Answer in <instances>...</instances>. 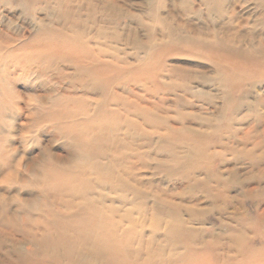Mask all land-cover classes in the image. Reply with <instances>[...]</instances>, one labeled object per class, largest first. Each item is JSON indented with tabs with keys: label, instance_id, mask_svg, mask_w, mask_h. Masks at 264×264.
I'll use <instances>...</instances> for the list:
<instances>
[{
	"label": "rangeland",
	"instance_id": "374dc122",
	"mask_svg": "<svg viewBox=\"0 0 264 264\" xmlns=\"http://www.w3.org/2000/svg\"><path fill=\"white\" fill-rule=\"evenodd\" d=\"M263 18L0 0V264H68L31 251L53 233L76 264H264Z\"/></svg>",
	"mask_w": 264,
	"mask_h": 264
},
{
	"label": "bare ground",
	"instance_id": "6f19581e",
	"mask_svg": "<svg viewBox=\"0 0 264 264\" xmlns=\"http://www.w3.org/2000/svg\"><path fill=\"white\" fill-rule=\"evenodd\" d=\"M210 1V0H209ZM220 1V0H219ZM226 1H228V0H226ZM204 2V1H203ZM214 2V1H213ZM223 2V1H222ZM226 3V2H225ZM214 4V3H213ZM224 4V3H223ZM217 6V5H216ZM221 6H223V5H221ZM217 9V8H216ZM222 9V8H221ZM224 9H225V7H224ZM219 10V9H218ZM223 10V9H222ZM226 10V9H225ZM212 11V10H211ZM220 11V10H219ZM222 12V11H221ZM224 12V11H223ZM222 12V13H223ZM211 13V12H210ZM213 13H214V11H213ZM220 14V13H219ZM261 23H264V18H263V22H261ZM261 27H264V25L263 26H261ZM252 38V37H251ZM262 39V38H261ZM257 40V39H256ZM259 41V40H258ZM229 47V46H228ZM238 47H239V45H238ZM241 47V46H240ZM254 47V46H253ZM244 48V47H243ZM251 48V50H252V47H250ZM249 47H248V49H250ZM261 48V47H260ZM217 50V49H216ZM219 50V49H218ZM257 50V49H256ZM221 51V50H220ZM249 51V50H248ZM258 51V50H257ZM239 52V51H238ZM217 53H218V51H217ZM244 53V52H243ZM248 53H250V51L248 52ZM248 53H246L247 55L246 56H248ZM257 53V52H256ZM264 53V52H263ZM240 54H241V50H240ZM245 54V53H244ZM251 54H253V52L251 53ZM221 55V54H220ZM237 55V54H236ZM256 54H254V57H255V60L256 59H258V57L256 58V56H255ZM243 56V55H242ZM245 56V55H244ZM259 56V55H258ZM6 57V56H5ZM9 57V56H8ZM51 57V56H50ZM249 57V56H248ZM250 57H251V55H250ZM254 57H253V55H252V58L254 59ZM263 57V56H262ZM221 58V57H220ZM234 58V57H233ZM261 58V57H260ZM259 58V59H260ZM217 60V59H216ZM223 60V59H222ZM251 60V59H250ZM255 60H253V61H255ZM263 60V59H262ZM262 60H259L260 62L262 61ZM224 61V60H223ZM252 61V60H251ZM257 62H258V60H256ZM260 62L258 63V64H260ZM249 63V62H248ZM246 64V63H245ZM256 65V64H255ZM242 66V65H241ZM259 82V81H258ZM262 82V81H261ZM251 85V84H250ZM245 89V88H244ZM246 91V90H245ZM244 92V91H243ZM245 93V92H244ZM17 96V95H16ZM9 98V97H8ZM247 98V97H246ZM243 99H245V98H243ZM259 99H260V97H259ZM258 99V100H259ZM256 100V99H255ZM257 100V101H258ZM264 100V99H263ZM21 104V103H20ZM93 114V113H92ZM82 117V116H81ZM88 119V118H87ZM87 119H86V121H87ZM109 121V120H108ZM92 122V121H91ZM101 124V123H100ZM85 125V124H84ZM87 125V124H86ZM116 126V125H115ZM81 127V126H80ZM82 128V127H81ZM86 129V128H85ZM80 139V138H79ZM96 139V138H95ZM94 139V140H95ZM99 141V140H98ZM96 142H97V140H96ZM255 142V141H254ZM100 143V142H99ZM260 143V142H259ZM254 145H255V143H253ZM263 144V143H262ZM257 146H258V144H256ZM260 145H261V143H260ZM79 146H81V145H79ZM79 146H76V147H79ZM100 146V145H99ZM96 147V146H95ZM97 148V147H96ZM98 148H100V147H98ZM80 150L82 149V148H79ZM75 150H77V149H75ZM88 150V149H87ZM86 150V151H87ZM82 151V150H81ZM81 151H79L78 152V154L80 153L81 155H82V153H81ZM76 152V151H75ZM79 154V156H80V158H81V155ZM84 156V155H83ZM87 159V158H86ZM84 160V159H83ZM105 182V181H104ZM102 195V194H101ZM112 224V223H111ZM59 232V231H58ZM45 235H43L42 237H40V239H37V241L34 243L35 245H34V250H31V251H34L33 253L34 254H36L37 253V251H39V252H41V253H46V254H48V256H50V257H53V258H58V257H60V256H62V254L64 255V256H67L68 258L66 259V260H69L70 262L68 263V264H76L77 262H75V261H73V259H74V255H76V254H78L76 251L77 250H74V248L73 247H70V246H72V244H70V241L68 240V237H65V236H63V235H54V233L52 234V236L53 237H50L49 235L48 236H45ZM97 244H99V243H97ZM94 245V244H93ZM92 245V246H93ZM77 246V245H76ZM91 246V247H92ZM83 247H85V246H83ZM99 247V246H98ZM33 248V247H32ZM78 248V247H77ZM85 249V248H84ZM93 249V248H92ZM107 249V245H105V246H102L101 247V249H100V252L102 253L103 251H105ZM26 251V250H25ZM97 251V250H96ZM38 252V253H39ZM79 252V251H78ZM106 252V251H105ZM103 254V253H102ZM39 255V254H38ZM43 255V254H42ZM91 255V254H90ZM37 256V255H36ZM95 256L96 255H94V258H95ZM102 256V255H101ZM103 256H105V254L103 255ZM102 256V257H103ZM41 257H43V256H41ZM45 257V256H44ZM49 257V258H50ZM79 257V256H78ZM48 258V257H47ZM52 258V259H53ZM61 259L63 258V257H60ZM107 258V257H106ZM105 258V259H106ZM51 259V258H50ZM79 259H80V257H79ZM98 259V258H97ZM103 259V258H102ZM101 259V260H102ZM104 259V260H105ZM43 260V259H42ZM64 260V259H63ZM78 260V259H77ZM96 260V259H95ZM103 261V260H102ZM99 262H100V260H99ZM41 264V263H40ZM95 264V263H94ZM101 264H102V262H101ZM107 264H109V263H107Z\"/></svg>",
	"mask_w": 264,
	"mask_h": 264
}]
</instances>
